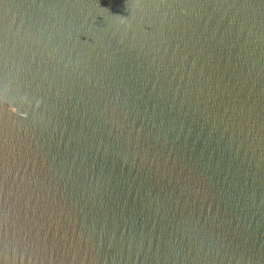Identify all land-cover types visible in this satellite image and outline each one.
<instances>
[{
  "label": "water",
  "instance_id": "obj_1",
  "mask_svg": "<svg viewBox=\"0 0 264 264\" xmlns=\"http://www.w3.org/2000/svg\"><path fill=\"white\" fill-rule=\"evenodd\" d=\"M0 264H264V0H0Z\"/></svg>",
  "mask_w": 264,
  "mask_h": 264
}]
</instances>
